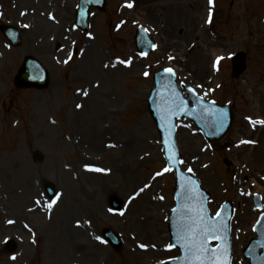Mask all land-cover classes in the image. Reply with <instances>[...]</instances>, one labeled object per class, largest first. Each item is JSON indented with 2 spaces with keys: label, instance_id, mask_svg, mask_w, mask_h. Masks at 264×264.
<instances>
[{
  "label": "rangeland",
  "instance_id": "374dc122",
  "mask_svg": "<svg viewBox=\"0 0 264 264\" xmlns=\"http://www.w3.org/2000/svg\"><path fill=\"white\" fill-rule=\"evenodd\" d=\"M41 1L0 0L3 18L24 35L22 48L14 51H7L0 37V264H161L178 256L167 247L166 225L167 209L171 212L174 206L175 180L166 170L159 135L147 109L153 74L163 68L176 69L179 83L200 88V93H214L212 99L236 109L233 129L217 145L218 152L202 136L194 135V127L180 128L178 144L186 165L195 167L211 195V209L226 200L235 205L233 260L248 264L243 250L255 237L252 228L259 214L252 199L242 197L240 191L264 196V129L253 132L247 124V117L264 118V0H216L217 14L208 27L206 0H135L137 7H123L120 13L118 6L131 0H108L107 11L94 16L91 37L69 34L60 27L72 20L77 0H43V5ZM48 13L60 25L51 23ZM121 18L126 25L115 33L113 26ZM106 23L112 28L108 36L101 34ZM139 25L151 31L159 46L143 60L134 42ZM65 37L73 42L65 43ZM106 44L112 51L104 48ZM74 48L82 55L68 61ZM91 50L94 60L88 58ZM238 54H244L246 68L236 74L229 57ZM28 55L49 70L48 89L18 92L14 88V75ZM220 56L225 58L218 65ZM114 57L129 63L111 64ZM91 82L100 85L88 96L82 89ZM101 93L107 95L101 110L88 111L92 97ZM94 137L101 141L99 149L108 141L120 144L122 150L98 153ZM243 137L259 144L235 148V141ZM36 152L43 155V161H34ZM221 158L232 167L224 168ZM83 164L112 172L105 177L108 187L99 186L103 179L92 178ZM45 182L57 188L54 201L44 194ZM106 189L113 194L107 195ZM141 190L144 193L139 197ZM135 194L137 200L129 205L126 217L105 211L111 198L123 201ZM37 205L41 206L38 210ZM80 219H90L91 230L82 233L75 228ZM104 227L120 235L121 250L99 248ZM7 239L19 245L13 254L5 250Z\"/></svg>",
  "mask_w": 264,
  "mask_h": 264
},
{
  "label": "snow or ice",
  "instance_id": "6c2138e0",
  "mask_svg": "<svg viewBox=\"0 0 264 264\" xmlns=\"http://www.w3.org/2000/svg\"><path fill=\"white\" fill-rule=\"evenodd\" d=\"M209 3L212 4L213 0H209ZM121 63L127 64L129 62L121 61ZM166 71L174 75L172 69H166ZM144 75L147 76L148 73L145 72ZM183 105L184 101L176 97L173 100L172 111H178ZM189 171L191 172L192 170L189 169ZM173 211H176V209ZM181 215L187 216L189 221L181 225V230L178 233V240L182 242L185 251L184 260L186 264H231L226 244L218 249L211 248L208 245L210 239L220 241L226 239L228 232V224L226 222L221 219L212 221L210 218H207V214L203 208L197 209L194 215L181 210ZM217 216H220L219 212ZM141 247L146 248L147 246L141 245ZM167 247L171 249L174 245L169 244ZM161 264H165V262L161 261Z\"/></svg>",
  "mask_w": 264,
  "mask_h": 264
},
{
  "label": "water",
  "instance_id": "95a60500",
  "mask_svg": "<svg viewBox=\"0 0 264 264\" xmlns=\"http://www.w3.org/2000/svg\"><path fill=\"white\" fill-rule=\"evenodd\" d=\"M102 3H103L102 0H99L95 4L87 2V3L83 4L82 7H85L88 10L90 8V5H95V6L101 7ZM5 33L7 34V32H5ZM9 38H10V36H9ZM11 39L14 41L13 42L14 44L18 43V41H16V37L15 36H11ZM16 85L18 87H32V86H35L37 88H43V87H45L47 85L46 72L35 61V59L28 58L26 60V63L24 64L23 68L21 69L19 75L16 78ZM154 93H158V91H155ZM156 98H157L156 95L153 94V96L150 99V102H151L150 110H151V113H152L153 117L157 120L158 124L160 125L161 129L165 130L166 129V125H165V123L163 121H161V119L158 116L159 113L156 111V100H157ZM200 107H203V110H202V114L203 115H208L210 113V115H208V116H213L211 122H212V124L214 126V129L216 131V135H214L212 137H209V136L208 137L211 140H217V139L221 138V136L231 126L232 119H233L232 113L229 112V111H226V113L216 114V109L215 108H210V107L207 108V106H205V105H203L201 103H198L197 108L194 109V111L195 112L200 111L201 110ZM204 107H206V108H204ZM185 113H186V111L184 113H180V114H177V115L180 116L181 114L183 115ZM173 118H174V116L171 119H173ZM196 120L198 122L197 123L198 126H200L201 129L204 130L207 135H210L209 134L210 133V129H208V128H206L204 126V123L202 122V120L200 118H198ZM178 193H179V191H178ZM184 212H186V211H184ZM189 213L194 215L195 214V210H193L192 208H189ZM174 219H175L174 217L171 218L170 223H169V229H170V233H171L172 236L175 235V231L174 230H178L180 232L181 225L189 222L187 216H186L185 222L178 221L176 223V221ZM174 224H175V226H173ZM262 237H263V235H262ZM173 242H174L175 245L178 244L179 246L182 247L181 250H183L182 253L184 252L183 253V255H184L185 251H184V248L182 246V242L178 241V243L176 244L175 243V239H173ZM9 246H12V244L10 243ZM251 246H253V244ZM247 253H249V251ZM250 255L252 256L253 261L257 260L259 262V264H264V258L258 256L259 254H258L257 249H255L254 252H251ZM185 263H186V261H185Z\"/></svg>",
  "mask_w": 264,
  "mask_h": 264
},
{
  "label": "bare ground",
  "instance_id": "6f19581e",
  "mask_svg": "<svg viewBox=\"0 0 264 264\" xmlns=\"http://www.w3.org/2000/svg\"><path fill=\"white\" fill-rule=\"evenodd\" d=\"M44 3V2H43ZM217 52L216 51H214L213 52V55H215ZM101 101V99L100 100H98V101H95V103L92 105V107H98V104H99V102ZM92 142H93V144H94V146H95V148H97L98 147V144L100 143L101 144V141L100 140H98V138H96V137H94V140H92ZM91 176H94V178H98L99 176H101V175H97V174H92ZM102 186H104V185H102ZM107 193H111V190H108V189H106L105 190ZM171 205V203L169 204V206ZM249 215V214H248Z\"/></svg>",
  "mask_w": 264,
  "mask_h": 264
}]
</instances>
